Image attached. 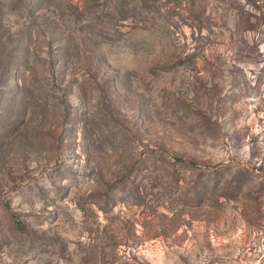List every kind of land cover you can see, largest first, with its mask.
Masks as SVG:
<instances>
[{
  "label": "rangeland",
  "instance_id": "374dc122",
  "mask_svg": "<svg viewBox=\"0 0 264 264\" xmlns=\"http://www.w3.org/2000/svg\"><path fill=\"white\" fill-rule=\"evenodd\" d=\"M0 264H264V0H0Z\"/></svg>",
  "mask_w": 264,
  "mask_h": 264
}]
</instances>
